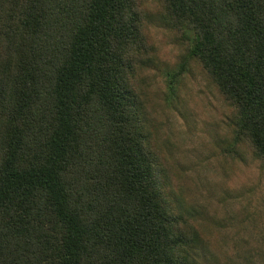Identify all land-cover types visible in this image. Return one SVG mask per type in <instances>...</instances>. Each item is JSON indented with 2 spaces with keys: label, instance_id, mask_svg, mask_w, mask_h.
Here are the masks:
<instances>
[{
  "label": "trees",
  "instance_id": "obj_1",
  "mask_svg": "<svg viewBox=\"0 0 264 264\" xmlns=\"http://www.w3.org/2000/svg\"><path fill=\"white\" fill-rule=\"evenodd\" d=\"M139 1L0 0V264H198L146 117ZM156 1L264 162V0Z\"/></svg>",
  "mask_w": 264,
  "mask_h": 264
},
{
  "label": "rangeland",
  "instance_id": "obj_2",
  "mask_svg": "<svg viewBox=\"0 0 264 264\" xmlns=\"http://www.w3.org/2000/svg\"><path fill=\"white\" fill-rule=\"evenodd\" d=\"M139 4L155 56L142 72L146 117L164 154L166 191L199 231L197 262L264 264V162L237 140L230 105L157 1Z\"/></svg>",
  "mask_w": 264,
  "mask_h": 264
}]
</instances>
